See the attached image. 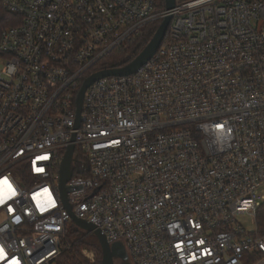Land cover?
Listing matches in <instances>:
<instances>
[{
  "label": "built area",
  "instance_id": "2783aa9c",
  "mask_svg": "<svg viewBox=\"0 0 264 264\" xmlns=\"http://www.w3.org/2000/svg\"><path fill=\"white\" fill-rule=\"evenodd\" d=\"M3 12L0 264H53L71 213L132 264H264V0H0ZM167 17L145 65L86 90L77 127L84 81Z\"/></svg>",
  "mask_w": 264,
  "mask_h": 264
},
{
  "label": "water",
  "instance_id": "95a60500",
  "mask_svg": "<svg viewBox=\"0 0 264 264\" xmlns=\"http://www.w3.org/2000/svg\"><path fill=\"white\" fill-rule=\"evenodd\" d=\"M174 6V0H166V9L170 10ZM171 18L167 17L164 19V21L161 23L159 28L157 29L155 35L153 36L150 43L146 46V48L140 53V55L132 61L130 64H128L125 67L122 68H114V69H107L100 72H97L93 75H91L89 78H87L77 96L76 105H77V127L79 126L81 122V114H82V104H83V98L86 90L97 80L106 78V77H124L129 76L134 73H136L143 65H145L158 51L165 34L167 32L169 23ZM75 151V146L71 145L67 149L65 156L62 160L61 166H60V174H59V185L61 190V196L62 200L64 202V205L66 209L71 213V208L68 202L67 198V192L68 188L66 186L67 181L69 179V173L73 161V154ZM72 222L81 230L93 234L102 250V263L101 264H114L115 258L122 259L124 261L128 260V255L125 249V246L121 243L110 245L105 235L98 230L93 224L80 220L77 217H75L71 213Z\"/></svg>",
  "mask_w": 264,
  "mask_h": 264
},
{
  "label": "trees",
  "instance_id": "16d2710c",
  "mask_svg": "<svg viewBox=\"0 0 264 264\" xmlns=\"http://www.w3.org/2000/svg\"><path fill=\"white\" fill-rule=\"evenodd\" d=\"M0 17V30L8 26V14L2 13ZM159 24H151L145 27L141 33L133 37L126 43L122 49L113 53L104 63L103 66L110 68H122L134 61L140 53L150 43L155 35ZM256 227L258 234L264 236V203L259 207L256 217ZM79 229L73 222L72 228H67L65 239L63 241V249L61 255L54 261L53 264H101L102 263V250L99 242H93L87 239L76 240L72 239L77 234ZM69 245V247L67 246ZM83 247L93 249L97 253V261L92 263L86 259L82 254Z\"/></svg>",
  "mask_w": 264,
  "mask_h": 264
},
{
  "label": "rangeland",
  "instance_id": "374dc122",
  "mask_svg": "<svg viewBox=\"0 0 264 264\" xmlns=\"http://www.w3.org/2000/svg\"><path fill=\"white\" fill-rule=\"evenodd\" d=\"M1 68H2V65H0V70H1ZM250 227H251L252 229H254V228H255V224L252 222V224L250 225ZM68 228H69V229L72 228V222L68 224ZM72 239L76 240V242H79V240H82V239H87V240H90V241H93V242H97V243H98L97 238H96L93 234L87 233V232H85V231H83V230H79V231L77 232V234H76L75 236L72 237ZM85 250H86V251H92V252L95 253V261L92 262V263H95V262L97 261V253H96V251L93 250V249H90V248H88V247H83V249H82V254H83V256H84L86 259H88V258H87V257L84 255V253H83ZM89 261H90V260H89ZM243 261H244L245 264H247V262H246L245 260H243ZM90 262H91V261H90ZM114 264H132V262L129 261V260L124 261V260H122V259L115 258Z\"/></svg>",
  "mask_w": 264,
  "mask_h": 264
},
{
  "label": "snow or ice",
  "instance_id": "6c2138e0",
  "mask_svg": "<svg viewBox=\"0 0 264 264\" xmlns=\"http://www.w3.org/2000/svg\"><path fill=\"white\" fill-rule=\"evenodd\" d=\"M2 251H3V250H2V249H0V253H2Z\"/></svg>",
  "mask_w": 264,
  "mask_h": 264
}]
</instances>
